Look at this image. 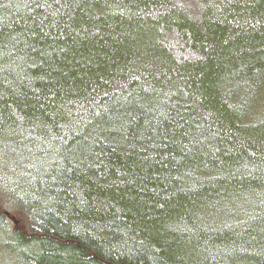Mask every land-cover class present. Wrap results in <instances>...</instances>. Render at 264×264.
<instances>
[{
	"label": "trees",
	"instance_id": "1",
	"mask_svg": "<svg viewBox=\"0 0 264 264\" xmlns=\"http://www.w3.org/2000/svg\"><path fill=\"white\" fill-rule=\"evenodd\" d=\"M0 264H264V0H0Z\"/></svg>",
	"mask_w": 264,
	"mask_h": 264
}]
</instances>
